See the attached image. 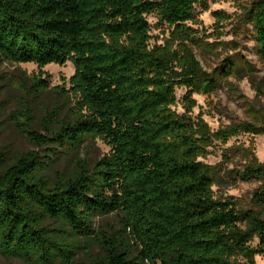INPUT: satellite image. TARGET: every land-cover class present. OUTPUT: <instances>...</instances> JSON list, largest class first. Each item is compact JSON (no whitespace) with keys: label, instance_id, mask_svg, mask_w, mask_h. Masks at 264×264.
<instances>
[{"label":"trees","instance_id":"obj_1","mask_svg":"<svg viewBox=\"0 0 264 264\" xmlns=\"http://www.w3.org/2000/svg\"><path fill=\"white\" fill-rule=\"evenodd\" d=\"M198 8L208 10L209 0H0L3 59L40 66L72 59L75 66L70 88H57L52 108L44 109L45 133L33 127V102L50 84L19 77L25 102L11 120L36 149L10 163L0 153L4 257L29 264H257L264 253V163L251 147L243 149L237 175L261 183L252 206L243 208L215 196L222 165L201 159L215 140L264 134V111L250 104V120L216 132L190 113L194 93L212 94L230 77L245 75L264 91L257 68L228 54L240 41L220 39L231 15L213 13L210 42L194 26ZM241 9L264 60V0ZM152 14L170 29L163 44H151ZM196 50L205 59L227 55L209 72ZM178 87L187 89L184 114L173 108ZM97 137L111 150L91 167L78 152ZM67 155L72 170L54 171ZM115 212L119 228L96 230L95 218Z\"/></svg>","mask_w":264,"mask_h":264},{"label":"rangeland","instance_id":"obj_2","mask_svg":"<svg viewBox=\"0 0 264 264\" xmlns=\"http://www.w3.org/2000/svg\"><path fill=\"white\" fill-rule=\"evenodd\" d=\"M253 0H209V9L198 8L197 16L199 24L194 25L201 31L200 35L207 41H216L215 23L216 18L213 13L223 10L231 15V19L224 23L221 29L223 33L220 37L224 41L238 40L241 46L238 50H230L228 54L239 53L257 68L258 79L262 83L264 91V60L256 55L255 42L253 39L252 26L242 23L241 5H250ZM151 24V44H163L170 37V29L166 24L159 21L154 14L148 17ZM237 26H241L237 30ZM197 57L202 65L209 72H212L226 57L227 52L220 55H210L206 59L196 50ZM22 73L29 77L41 76L50 84L51 91L43 97L34 101L35 122L34 129L45 133L41 126V118L45 108H52L55 101L57 88L64 86L70 88L71 79L75 74V66L72 59L64 63H52L40 66L36 63H14L3 59L0 56V153H2L7 163L15 157L36 147L24 138L11 120V113L18 109L25 102L24 92L19 86V77ZM43 73V74H42ZM22 77V76H21ZM31 83V82H30ZM187 93L185 87L177 88V103L173 108L179 113L187 111L184 98ZM196 105L191 111V115L196 118L201 116L216 132L221 128L230 125L234 121L250 120L254 111L250 104H254L257 109L264 111V93H258L248 77L245 75L230 77L221 81L220 88L212 94L194 93L192 95ZM252 148L257 159L264 163V134H252L241 132L232 136L227 142L215 140L209 147V154L201 160L212 164L222 165L221 176L213 186L216 197L232 198L243 208H249L253 204L254 192L260 187L257 180H244L237 175V170L244 167L245 157L244 148ZM111 147L100 137L87 140L79 150V157L88 161L92 167L94 163L109 154ZM73 168L72 155H67L58 161L55 170L58 172L69 173ZM121 214L111 213L104 217L95 218L96 230L113 226L119 228ZM258 240L253 243L257 247ZM94 254L100 255L99 249L94 248ZM81 259L88 262L83 254ZM257 264H264V253L256 256ZM0 264H29L18 258H6L0 253ZM149 264V263H145Z\"/></svg>","mask_w":264,"mask_h":264}]
</instances>
